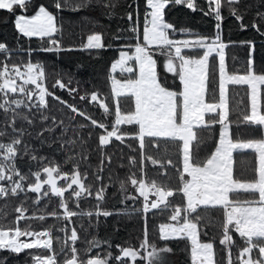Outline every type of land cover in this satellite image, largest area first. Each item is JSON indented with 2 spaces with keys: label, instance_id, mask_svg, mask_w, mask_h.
I'll return each instance as SVG.
<instances>
[{
  "label": "snow or ice",
  "instance_id": "snow-or-ice-1",
  "mask_svg": "<svg viewBox=\"0 0 264 264\" xmlns=\"http://www.w3.org/2000/svg\"><path fill=\"white\" fill-rule=\"evenodd\" d=\"M241 4L244 0H203V3L200 0H145L141 33L139 0L135 7L126 4L133 10L123 15L115 12L121 6L119 0H77L76 3L52 0V7L57 12L69 8L73 11L99 8L104 9L105 17L126 18L130 22L127 28L118 27L111 34L113 40L128 43L105 44L102 34H90L83 45L87 50L119 49L118 58L110 62V91L104 94L103 102H99L101 94L98 90L89 92L85 89L80 96L81 100H90L103 109L108 122L98 121L83 110L67 105L71 113L83 116L97 130L95 147L100 155L99 164H88L84 172L80 171L79 163L71 170H64L60 163L39 155L23 139L32 133L23 124L17 127V121L22 120L30 126H34L35 121L18 109L29 112L46 109V97L49 96L61 104L66 102L46 87L48 74L41 63L23 58L9 63L13 51L16 54L26 51L30 57L33 49L12 50L6 42H0V110L5 114L0 121V199L20 201L14 209L18 213L14 217L17 223L0 224V251L18 255L26 250H37L27 252L32 264H170L169 256L175 249L167 242L175 239L188 242L186 248L190 251L191 264H264V73L255 71L252 56L255 45L251 40L241 42L249 48L243 72L239 69L229 71L225 54L229 45L221 37L225 5L230 10L229 16L241 22V30L252 28L264 37V12L260 9L264 0H258L251 23H244ZM30 6L33 14L28 15ZM170 6H184L214 19L215 35L205 37L185 32L195 38H174L173 33L181 30L166 19V10ZM251 6L244 5L245 9ZM0 10L14 15L18 38L46 40L38 51L64 50L58 16L47 6L37 5L34 0H0ZM122 32L132 35H121ZM159 57L164 58L163 70L171 74L173 83L178 81L175 89L162 80L158 72ZM117 72L122 78H117ZM72 81L70 75L65 81L64 75L56 72L53 88L67 90L69 94L79 91L78 87H70ZM229 86H246L250 114L241 109L240 102L230 107ZM17 96L23 99L15 98ZM113 98L114 110L109 103ZM121 98H127L133 107L123 111L121 104L126 101ZM49 119L40 112L42 123ZM51 119L52 125L44 123L36 134L41 145L51 146L53 141L60 139L54 135L56 127H60L61 136L67 134L63 120L57 123L55 117ZM217 125L218 140L214 149L201 157L198 150L208 143V137L201 133L211 132ZM122 126H130L131 131H124ZM45 132L53 135L52 141L44 139ZM93 134L89 132V138ZM76 135L80 136L81 143L85 142L82 133ZM126 138L137 143H127ZM113 141L124 145L130 153L127 164L120 161V167L127 168L125 177H117L121 202L126 204L129 199L138 202V206H133V212L142 222L141 236L137 238L140 243L127 247L102 241L90 231L98 229L100 217L121 214L103 207L109 187L115 186L111 172L107 182L102 175L104 165H111L113 154L106 149ZM60 142L62 147L71 146L73 150L77 143L73 139ZM132 154H138L139 159ZM236 154H240L239 170ZM247 154H252L251 165ZM74 155L75 152L68 155L66 163L73 161ZM173 155L178 159L174 160ZM25 157L35 167L22 172L17 167V160ZM82 159L86 161L89 157L82 155ZM149 163L158 169L156 175L161 179L148 177ZM169 166L174 170V179L173 173L168 171ZM88 168L93 169L92 178ZM248 172L252 173L250 179L240 178ZM58 181H64V184ZM28 193H34L35 197H29ZM240 193L247 195L242 198ZM52 197L57 201L47 212ZM89 197L95 200L94 210L85 211L81 202ZM173 197H179L180 202L174 203ZM29 201L37 206L33 211L39 214L26 215ZM210 208L220 209L223 217L218 239L223 248L219 258L214 242L201 240L202 234L207 235L201 229L211 223L210 219L206 220ZM49 216L63 223L41 228H34L30 223L18 226L19 221L30 218L45 221ZM78 216L88 219L86 222L81 219L79 228H69V224H76L73 218ZM160 216L171 222L160 221L155 239H151L148 221ZM80 231L88 235L81 238ZM233 234H238L242 245L236 243ZM113 247L118 251L113 252ZM234 249H237L235 255ZM0 264H8V258L0 256Z\"/></svg>",
  "mask_w": 264,
  "mask_h": 264
},
{
  "label": "trees",
  "instance_id": "trees-1",
  "mask_svg": "<svg viewBox=\"0 0 264 264\" xmlns=\"http://www.w3.org/2000/svg\"><path fill=\"white\" fill-rule=\"evenodd\" d=\"M35 4H43L49 8L50 11L57 14L58 16V26L61 27L62 38L61 43L64 50L56 52H40L39 48L43 47L46 40L42 41L39 38H18L19 34L14 28V15L7 12L6 10H0V42H6L9 49L16 50L23 48L33 49L31 56H28L26 51L16 54L15 51L9 57V63L19 62L23 59H30L32 62L41 63L44 67L46 73L48 74V79L45 81L46 87L55 93L56 96L62 98L65 104H61L60 101L49 96L46 97L48 107L46 109H32L29 112L27 109L21 108L17 111L23 113L34 119V126L28 125L22 120L17 121V127L21 124L27 128L32 135H25L23 139L34 149L37 150L39 155L47 156L54 159L56 162L60 163L64 170H71L74 164L79 163L80 171L84 172L88 164L96 166L99 164L100 155L96 150V135L97 131L94 127L90 126V121L86 120L83 116L78 114H73L67 105H73L80 110L86 112L89 116L96 118L98 121L108 122V118L104 115L103 109H99L96 103L85 102L80 99V96L84 94V90L87 89L89 92L98 90L101 94V99L99 102H103L104 94L110 91V62H114L118 58V47L109 48L108 50H87L83 47L87 43V36L90 34H102V38L105 44H112L119 46L121 43H128L127 41L121 42L113 40L111 34L115 33L117 28H127L130 24L126 18H113L111 16H104V9L94 8V9H84L80 11H73L71 8L68 10L57 12V10L52 7V0H34ZM77 0H71V3H76ZM203 3V0H200ZM120 7L115 9L116 13L123 15L126 11H132V8H127L126 4H132L133 7L136 5V0H119ZM252 5L250 8L245 9L244 5ZM258 0H244V4H241L240 10L241 14L244 15V23H251L254 18V14L257 11ZM145 7V0H139V13H140V32L142 33L143 28V12ZM262 12H264V5L260 6ZM229 8L227 5L223 8V15L226 17L222 21V40L228 43V48L226 49V64L229 71H236L239 69L241 72L246 67V61L249 56V48L244 45L243 41L251 40L254 42L255 50L252 53L255 62V71L257 73H264V37L259 36L255 30L249 28L244 31L239 27L240 21H237L229 16ZM19 12V10H17ZM166 19L169 20L176 29L181 30L179 33H173L174 38L177 39H191L195 36L203 35L205 37H213L215 35L214 19L204 16L201 12H193L184 6H170L169 10H166ZM28 15L33 14L32 7H29L27 12ZM185 32L194 33L195 36L186 35ZM121 35L131 36L130 32H122ZM57 38H60L59 36ZM135 42V41H134ZM133 42V43H134ZM134 51V49H132ZM159 60H164L163 57H159ZM218 59V58H217ZM56 72H60L64 75L65 81H67L70 75L73 78L70 87L79 88V91L69 94L67 90H61L58 87L53 88L54 80L56 79ZM117 78H122L119 72L116 73ZM164 83L170 88L175 89L178 81L173 83L161 76ZM31 87V86H29ZM230 92V107L240 102L241 109H246L250 114V102L249 97L246 95V86H229ZM11 95V94H10ZM15 98L23 99L22 96H17ZM121 100L126 101L121 104L123 111H128L133 107L127 98H121ZM34 102V101H33ZM113 110L115 107V98L109 101ZM264 104V101H262ZM14 107V106H13ZM40 112L48 115L50 119L47 122L48 125H52L51 117H55L57 123L60 120L64 121V126L68 129L66 136H61L60 127H56L55 136L60 137L59 140H55L49 146L47 143L41 145L40 139L37 138V133L40 132L44 123L40 120ZM11 117V113L8 114ZM5 114L0 110V121H3ZM74 117V119H73ZM231 118H235L232 115ZM81 125L85 127L81 128ZM124 131H131L130 126H122ZM10 132L11 130L8 129ZM102 131V130H100ZM200 131V130H198ZM219 126L217 125L215 129L211 132L201 133L208 137V143L200 146L198 152L201 157L205 156L207 153L214 149V145L218 140ZM93 132V136L89 138L88 133ZM76 133H82L84 143L80 142V136ZM44 139L46 141H52L53 135L45 132ZM76 140V146L73 150L71 146L62 147L61 140ZM127 143L136 144L134 140L127 139ZM107 152L113 154L111 165L106 163L104 165L105 171L102 174L104 176L105 182L108 180V173L111 172L112 181L115 186L109 187L107 196L103 207L109 210H115L120 215H113L107 218L100 217L98 229H91L90 231L96 235L100 240H108L112 245H121L124 247L130 245H137L140 241L137 239L141 236L142 222L140 216L133 212V206H138V202L129 199L126 204L121 202V194L118 191L119 183L117 182V177L123 179L127 172V168L120 167V161L123 160L125 164L128 163L129 149L124 145H121L118 141H113L112 144L106 149ZM150 152L154 153L153 149H149ZM75 152L73 161L66 163V157L72 155ZM82 155H87L88 160H83ZM137 159H139L138 154ZM248 155V163L251 165L253 163L252 154ZM237 157V170H239V158L240 154H236ZM174 160L178 157L173 155ZM17 167L22 172H27L30 167H35L30 163L27 157L24 159L17 160ZM92 168H88L89 177L92 174ZM158 169L148 164V177H156V179H161L157 176ZM169 173H173L174 170L171 166L168 167ZM252 173L248 172L242 179H250ZM59 184H64V181H58ZM175 186V185H173ZM47 187V186H46ZM131 192L132 189L129 188ZM29 197H35L34 193H28ZM67 195V194H66ZM247 194L240 193L243 198ZM174 203H179V197L172 198ZM57 198H51V206L46 210L50 212L52 207L55 206ZM20 201L16 198L0 199V224L17 223L14 220L18 213H15L14 209L19 205ZM43 203V202H42ZM82 207L85 211L94 210L95 200L91 197L83 199ZM36 205H32L29 201V215L30 217L37 215L33 210L36 209ZM45 211V210H42ZM62 211V210H61ZM204 211L203 209L201 210ZM206 220L210 219L211 223L207 224L206 227L201 229L202 233H207V235H201V240L203 242H214V250L217 252V258L221 255L220 249L223 246L219 245V229L220 223L223 219L221 210L208 209ZM75 225L69 224L68 227L73 226L79 228V223L81 219L85 222L88 217H75ZM160 221H167L165 216L154 217L148 221L149 236L151 239H155L156 228ZM26 223H30L34 228H41L48 224L53 223H63V221H56L49 216L45 221H38L37 219L30 218L27 221H19L18 226H23ZM54 235H64V233H54ZM79 235L81 238L88 235L87 232L80 231ZM234 240L238 245H242V241L238 234H233ZM22 239L27 240L28 237H23ZM157 243H163L162 241H157ZM174 249V254L169 256L170 264H191L190 261V251L186 248V241L184 240H171L168 241ZM28 251L37 250H26L20 254H10L7 251H0V256L8 258V264H32L31 258L27 255ZM113 252H117L118 248L113 247ZM237 249L233 250V255H235ZM255 254V253H254ZM146 264V262H145Z\"/></svg>",
  "mask_w": 264,
  "mask_h": 264
},
{
  "label": "rangeland",
  "instance_id": "rangeland-1",
  "mask_svg": "<svg viewBox=\"0 0 264 264\" xmlns=\"http://www.w3.org/2000/svg\"><path fill=\"white\" fill-rule=\"evenodd\" d=\"M160 63L158 64V72H160L161 76H163L164 78H167L168 80L172 81V76L171 74L169 73H166L164 70H163V62L164 60H159ZM249 102H250V98H249Z\"/></svg>",
  "mask_w": 264,
  "mask_h": 264
},
{
  "label": "built area",
  "instance_id": "built-area-1",
  "mask_svg": "<svg viewBox=\"0 0 264 264\" xmlns=\"http://www.w3.org/2000/svg\"><path fill=\"white\" fill-rule=\"evenodd\" d=\"M134 49V48H133Z\"/></svg>",
  "mask_w": 264,
  "mask_h": 264
}]
</instances>
